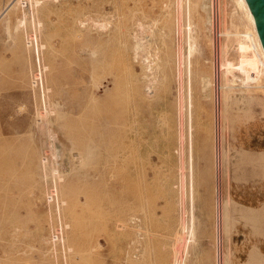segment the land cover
Wrapping results in <instances>:
<instances>
[{
	"label": "rangeland",
	"instance_id": "rangeland-1",
	"mask_svg": "<svg viewBox=\"0 0 264 264\" xmlns=\"http://www.w3.org/2000/svg\"><path fill=\"white\" fill-rule=\"evenodd\" d=\"M38 1L0 0V264H264V76L226 83L220 123L214 100L205 8L235 62V0L183 1L190 123L176 0Z\"/></svg>",
	"mask_w": 264,
	"mask_h": 264
},
{
	"label": "bare ground",
	"instance_id": "bare-ground-1",
	"mask_svg": "<svg viewBox=\"0 0 264 264\" xmlns=\"http://www.w3.org/2000/svg\"><path fill=\"white\" fill-rule=\"evenodd\" d=\"M13 1L14 0H10V2L7 5V8H5L3 10V12H1V15L6 13V11L12 6ZM183 1L184 0H176V13H175V17H174V22H175L174 32L176 34L177 41L175 44V49L173 51L172 57H173V61L175 64V75H176V77H177L176 79L178 81V87L176 86L178 88L177 89V100H176V103L178 106V114L180 117L183 116L184 110L187 109V112L189 113L188 122L190 123L191 122V113H190L191 102H190V96H189L190 87H189V76L188 75H189V67H190L189 59L191 57V49L192 48H191L190 36H189L190 26H189L187 18L185 17V14H187V11H185V5L183 4ZM32 2H33V0H32ZM235 2H236V6L241 9L240 11H243L240 13H241V15H243L242 13H244V16H245L247 24H248V27L245 31L242 32V31L238 30V32L239 31L241 32V33L240 32L239 33L241 34L242 39L238 40V39H240V38H238L237 39L239 41L238 43L236 40L237 47L234 45L236 47L234 50L237 49L240 52V56L237 55V57L238 56L239 57L236 59L235 62L232 59L227 58L226 57L227 55H224V57H222L223 52L226 53V47H223L221 45L222 43H220V38H221V36H223V37H224V35L226 36L227 33L224 32L226 29L223 31L224 33L219 31L220 25H219V18H218L219 17L218 2L216 3L217 6L214 10V14H213L214 18L213 19L211 18V15H210V12H211L210 6H208V4H207L206 8H205L206 9L205 10L206 20L208 22L213 23L214 28L216 30V38H217L215 41V44H214V56L215 57H214V61H213V64H214L213 67L215 70V72H214L215 73V78H214L215 99L214 100H215V109H216L217 120L219 121V123H220V119H221V106H222L223 102L226 103L227 97H228L226 89H227V87L229 88V85H227L226 83H234L239 78L241 80H245V79H247V77H249L251 82H253L255 79H256L255 81H257V78H259L260 76H264V48L261 44L258 32H257L256 27H255V21H254L253 15L251 14V11H250L245 0H235ZM237 7H235V8L238 9ZM224 9H225V7H224ZM231 9H233V8H231ZM231 9H229V10H231ZM227 13H228V11H227ZM182 15L185 17L186 24L182 23V17H183ZM244 21H245V19H244ZM247 24H246V26H247ZM203 27H204V25H203ZM227 29H228V27H227ZM140 32H142V31L140 30ZM234 32H235V34H238V33H236L235 30H234ZM235 34H234V36L237 37ZM229 36H232V35L229 34ZM229 36L227 35V37H229ZM32 37L34 39H36V37H37L36 33H33L31 35V38ZM238 37H240V35ZM142 41L143 40L141 38V35L139 36V34L136 32L134 34V45H135L136 54L137 53L139 54L140 50L144 49V43ZM31 43H32V41H31ZM183 46L185 48H183ZM33 47L36 49L37 52L39 51V45H38L37 41L34 42ZM232 48H234V47H232ZM142 59H143V61L145 60L144 58H142ZM233 65H235L236 68L239 70L241 76L239 77V76L233 75V76H231V78H228L229 71L232 69ZM183 74L185 75L184 84H183ZM221 75H223L225 77V80H224L225 82L223 81L224 83H222V84L219 80ZM35 77H36L37 81L40 79V81L42 82V67H41L40 62H39L38 71L35 74ZM259 80L261 82V77ZM252 86L250 85V87H252ZM254 86H256V85H254ZM254 86L252 89H254ZM259 86H261V85H259ZM221 89H224V92L221 95L222 98L220 96V93H221L220 90ZM150 91L151 90H149L148 92H150ZM151 93H152V91H151ZM43 103L45 104V96L44 95H43ZM219 129H220V127H219ZM218 151H219V148H218ZM54 172H55V170H54ZM188 231L189 232L191 231V227L189 230L186 231L187 234H188ZM183 236H184V234H183ZM177 242L175 244L176 247H174L176 255L182 253V250L184 251V248L186 247L187 243L189 242V237L187 236V238L184 239L185 243L183 244V248L181 247L182 246L181 242H179L181 245L178 244L180 247L177 245ZM220 253H221V251H220ZM181 255H183V253ZM182 257L183 256L178 257V258L175 257L174 264H181L182 259H180V258H182ZM219 261H220V259H219Z\"/></svg>",
	"mask_w": 264,
	"mask_h": 264
},
{
	"label": "water",
	"instance_id": "water-1",
	"mask_svg": "<svg viewBox=\"0 0 264 264\" xmlns=\"http://www.w3.org/2000/svg\"><path fill=\"white\" fill-rule=\"evenodd\" d=\"M255 21L261 44L264 48V0H245Z\"/></svg>",
	"mask_w": 264,
	"mask_h": 264
},
{
	"label": "built area",
	"instance_id": "built-area-1",
	"mask_svg": "<svg viewBox=\"0 0 264 264\" xmlns=\"http://www.w3.org/2000/svg\"><path fill=\"white\" fill-rule=\"evenodd\" d=\"M57 232H54V233H52L51 235V239H52V241L53 242H55V240H62V234H61V232L59 231V229H57L56 230Z\"/></svg>",
	"mask_w": 264,
	"mask_h": 264
}]
</instances>
